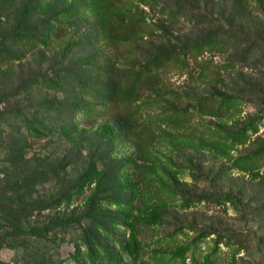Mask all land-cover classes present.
Listing matches in <instances>:
<instances>
[{
	"label": "rangeland",
	"instance_id": "1",
	"mask_svg": "<svg viewBox=\"0 0 264 264\" xmlns=\"http://www.w3.org/2000/svg\"><path fill=\"white\" fill-rule=\"evenodd\" d=\"M119 4L5 2L0 199L32 183L31 202L54 207L33 210L18 228L0 218V264H264V0ZM63 9L65 33L53 39L46 30ZM106 18L144 23L120 45L130 53L102 36ZM150 71L161 84L127 100L156 129L151 144L110 119L63 129L103 108L97 89L124 90ZM211 93L236 97L225 116L197 109ZM56 103L77 106L75 116L45 111ZM171 109L183 110L182 125L170 123ZM49 223L42 235L35 228ZM83 232L94 241L93 263Z\"/></svg>",
	"mask_w": 264,
	"mask_h": 264
},
{
	"label": "trees",
	"instance_id": "2",
	"mask_svg": "<svg viewBox=\"0 0 264 264\" xmlns=\"http://www.w3.org/2000/svg\"><path fill=\"white\" fill-rule=\"evenodd\" d=\"M102 10L111 11L117 7H120V2L123 0H94ZM6 0L0 1V23L1 19L5 16L4 6ZM124 3V2H123ZM122 3V5H123ZM29 12V8L27 9ZM58 20L55 26L47 28V35L53 39H58L63 36L65 33V21L67 16V9H63L57 12ZM67 22V20H66ZM144 23L139 20H111L110 18H106L103 22V26L101 27L102 36L110 42L112 47L117 53L123 55V53H130L132 50L130 48H122L120 45L123 42L130 41L142 34L144 31ZM215 41L219 39H214ZM1 41V40H0ZM221 41V40H219ZM2 42V41H1ZM0 42V44H1ZM3 43V42H2ZM162 82L161 75L156 71L144 72L140 73L135 81L126 89H116L112 86H106V89H97V93L99 98L101 99V103L103 108L98 112L93 113H83L77 120L69 119V122L66 123L63 128L66 131H71L73 129L76 130L79 126H93L100 119H110L117 124V127L120 128L123 135L125 137H131L139 144H151L157 137L156 129L150 125L145 124L144 122L138 121L136 117H134L135 111L131 101L127 100L130 95H135L137 97H141L146 92L153 91L156 87H158ZM236 97L233 95H221L218 93H211L204 97H201L196 107L203 113L215 116H225L229 109L235 104ZM65 106L67 108H65ZM77 106L64 105L63 103H56L53 107L45 109L46 112L54 114L58 119H64L65 110L71 111L74 116L76 112ZM68 111H66L68 113ZM18 117L22 116V114H18ZM173 126H180L185 121V113L182 109H171L168 111L166 115ZM28 132H32V128L28 127ZM62 130V128L60 129ZM72 131V132H73ZM36 134V133H35ZM256 152H260L257 150ZM258 154V153H252ZM49 168L51 166L47 165ZM24 176L21 173L19 177ZM30 176V175H29ZM39 177H35L37 179ZM19 179V178H18ZM39 181V179H37ZM23 178H21V182ZM28 182V181H27ZM34 182V181H33ZM36 184V183H34ZM15 186V185H14ZM17 186L18 189L11 188V193L18 192L13 197L2 198L0 199V213L1 220L3 219L6 222V225H10L11 222L13 227L21 226L22 221L26 224L28 218L31 214H33V210L40 208H48L54 207V204L49 203L48 205L36 207L31 200L34 199L32 192L34 193L33 184L28 183L26 186ZM59 202V201H57ZM32 216V215H31ZM53 225L49 223L45 224L43 227H36L39 229L41 235L43 232L50 230ZM64 230H67V225L64 223L61 224ZM39 233V234H40ZM90 234L83 232L80 235L79 240L83 245L87 246V257L91 258L93 263V255L95 254L94 241L90 240ZM103 264H118L113 261V259H107Z\"/></svg>",
	"mask_w": 264,
	"mask_h": 264
}]
</instances>
